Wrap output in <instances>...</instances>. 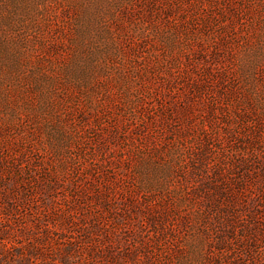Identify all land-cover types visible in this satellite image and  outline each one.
Here are the masks:
<instances>
[{"label":"rangeland","instance_id":"374dc122","mask_svg":"<svg viewBox=\"0 0 264 264\" xmlns=\"http://www.w3.org/2000/svg\"><path fill=\"white\" fill-rule=\"evenodd\" d=\"M0 264H264V0H0Z\"/></svg>","mask_w":264,"mask_h":264}]
</instances>
